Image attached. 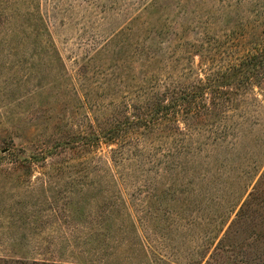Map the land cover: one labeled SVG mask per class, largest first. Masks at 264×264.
Wrapping results in <instances>:
<instances>
[{"label": "rangeland", "instance_id": "obj_1", "mask_svg": "<svg viewBox=\"0 0 264 264\" xmlns=\"http://www.w3.org/2000/svg\"><path fill=\"white\" fill-rule=\"evenodd\" d=\"M0 264H264V0H0Z\"/></svg>", "mask_w": 264, "mask_h": 264}, {"label": "trees", "instance_id": "obj_2", "mask_svg": "<svg viewBox=\"0 0 264 264\" xmlns=\"http://www.w3.org/2000/svg\"><path fill=\"white\" fill-rule=\"evenodd\" d=\"M241 75V74H240ZM170 93V92H169ZM170 94H173V92H171ZM185 101L184 102H186V100L187 99H185V98H183ZM162 101V100H161ZM161 101H154L153 103H149V104H146L142 109V114L143 115H152V116H158L159 115V113H161V111H162V109L164 108V107H162L161 106ZM202 109V107L201 106H199L198 108H197V110L199 111V110H201ZM129 123H130V121H129ZM128 123V124H129ZM133 125V124H132ZM139 125V124H138ZM111 127V126H110ZM120 127H121V121H119V122H116V123H114L113 124V126L111 127V128H113V132H115V131H119V129H120Z\"/></svg>", "mask_w": 264, "mask_h": 264}]
</instances>
